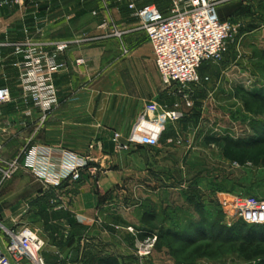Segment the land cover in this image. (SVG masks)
<instances>
[{
    "label": "crops",
    "instance_id": "obj_1",
    "mask_svg": "<svg viewBox=\"0 0 264 264\" xmlns=\"http://www.w3.org/2000/svg\"><path fill=\"white\" fill-rule=\"evenodd\" d=\"M1 1L0 63L11 58L13 65L17 59L8 46L11 42L95 36L104 19L123 34L74 46L62 55L64 67L55 75L59 104L42 124L36 109L30 116L23 115V109L32 105L24 100L19 83L16 91L10 86L12 101L0 106V119L11 122L2 135V150L9 155L6 161L22 158L36 144L61 146L90 154L93 159L80 182H65L62 188L38 192L36 202L50 213L53 240L43 227L16 220L10 224L1 219L0 242L7 245L5 227L20 230L28 225L45 241L44 252L50 249L45 257L41 251L44 264H99L101 258L126 260L116 249L117 223L109 219L118 199L127 194L116 188L122 182L132 183L140 174L148 192L147 200L141 201L142 214L156 211L148 200L157 203L158 208L166 205L161 197L166 187L158 174L160 159L155 150L162 151L179 140L184 117L171 121L156 116L150 108L158 103L174 109L182 98L164 85L152 44L128 8L130 0ZM135 1L145 4V0ZM170 5L171 1L161 9L166 11ZM80 57L87 58V63L78 65ZM205 76L212 80L209 74ZM116 132L123 143L129 144L128 150L116 148ZM171 133L173 139L169 138ZM137 238L141 240L138 234ZM128 246L132 249L129 242ZM23 262L33 263L26 258Z\"/></svg>",
    "mask_w": 264,
    "mask_h": 264
},
{
    "label": "rangeland",
    "instance_id": "obj_2",
    "mask_svg": "<svg viewBox=\"0 0 264 264\" xmlns=\"http://www.w3.org/2000/svg\"><path fill=\"white\" fill-rule=\"evenodd\" d=\"M145 3L156 4L161 9L170 0H145ZM219 14L235 27L227 51L220 62H207L201 70L203 78L209 74L212 80L191 86L190 105L183 98L179 101L180 110L185 114L180 121L179 140L174 143L171 140L173 145L165 146L162 151L155 150L160 159L158 174L164 178L166 187L161 193L166 205L158 208L157 203L148 200L149 206L156 210L150 212L157 214L158 225L195 234L197 244L210 243L207 251L216 256L191 258V249L176 246L173 251L154 247L146 258H139L143 239L137 238L136 229L145 226L141 201L147 200L148 192L138 173L132 183L122 182L117 186L118 192L126 190L127 194L124 196L122 192L114 214L109 217L117 223V252L126 259H121L120 264H259V260H243L232 249L231 242H211L202 237L212 235L211 224L230 226L243 221L250 226L264 225V163L239 165L228 160L219 145L206 142L209 136L248 140L264 130V115L246 112L242 100L235 96V87L239 85L264 92V0L225 4L219 8ZM17 76L11 58L0 63V86L9 85L16 91ZM172 136L171 133L169 138L173 139ZM7 157V152L2 150L0 166ZM46 190L29 171L18 170L0 186V220L43 227L53 240L50 213L36 202L38 192ZM194 223H202L208 233L196 231ZM128 242L133 250L129 249ZM47 250V253L43 250L44 257L50 253Z\"/></svg>",
    "mask_w": 264,
    "mask_h": 264
},
{
    "label": "built area",
    "instance_id": "obj_3",
    "mask_svg": "<svg viewBox=\"0 0 264 264\" xmlns=\"http://www.w3.org/2000/svg\"><path fill=\"white\" fill-rule=\"evenodd\" d=\"M168 10H162L153 3L138 4L135 0L128 2L131 15L140 22L152 44L155 62L166 88L177 94L190 105L193 90L191 86L208 82L200 69L206 62H220L227 51V43L235 27L221 19L219 8L225 4L238 2L248 4L255 0H170ZM21 4L23 0H14ZM0 0V7L2 6ZM100 33L95 36L83 34L59 40L16 41L8 44L17 59L13 67L17 71L22 96L32 107L23 109L24 116H30L33 109L41 114V124L58 106V90L55 75L63 67L62 55L74 46L98 39L121 37L123 32L109 20L99 24ZM78 65L87 63V58L76 60ZM10 86H0V106L12 101ZM150 111L171 121H178L184 113L180 103L174 109L154 103ZM41 124L39 126H41ZM8 119H0V152L3 148L2 135L10 128ZM121 135L114 134L118 150H128L129 144L120 140ZM94 146L91 145L90 149ZM90 154H80L61 146L47 144L32 145L22 158L2 161L0 166V186L10 179L18 170L29 171L33 177L48 189L62 188L65 182L78 183L83 179V172L90 168ZM62 208V207H60ZM3 227V226H2ZM133 230L132 227H130ZM7 245L0 242V264H24L26 258L37 264H44L41 251L45 241L30 226L24 225L20 230L4 228ZM157 237H148L140 241L139 258H146L155 247Z\"/></svg>",
    "mask_w": 264,
    "mask_h": 264
},
{
    "label": "trees",
    "instance_id": "obj_4",
    "mask_svg": "<svg viewBox=\"0 0 264 264\" xmlns=\"http://www.w3.org/2000/svg\"><path fill=\"white\" fill-rule=\"evenodd\" d=\"M264 54V53H263ZM235 96L242 100L245 111L253 115H264V92L252 91L243 86L235 87ZM208 144H217L224 156L239 165L253 163L260 165L264 163V130L258 131L256 137L242 140L231 136H209L206 138ZM145 224L144 228L138 229V237L146 239L157 237L155 247L158 250L168 248L173 251L176 246H181L184 250L191 249L190 257H213L216 256L207 249L211 244H197L195 234L180 232L171 228L158 225L157 214L155 212H145L142 216ZM196 231L208 233L202 223H194ZM212 235L202 236L204 239L233 243L232 249L245 261L259 260V264H264V225L250 226L243 221H238L233 225L211 224ZM99 264H120L117 258H101Z\"/></svg>",
    "mask_w": 264,
    "mask_h": 264
}]
</instances>
